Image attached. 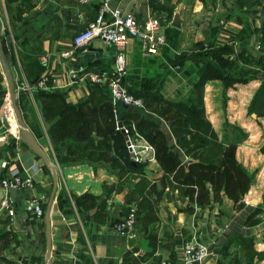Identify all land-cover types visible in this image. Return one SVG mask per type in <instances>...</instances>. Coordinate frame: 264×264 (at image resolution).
I'll use <instances>...</instances> for the list:
<instances>
[{
	"label": "crops",
	"instance_id": "crops-1",
	"mask_svg": "<svg viewBox=\"0 0 264 264\" xmlns=\"http://www.w3.org/2000/svg\"><path fill=\"white\" fill-rule=\"evenodd\" d=\"M101 0H0L2 40L19 89L18 101L23 117L39 143L58 169L59 183L51 206L53 264H184L183 243L191 233H198L209 244V253L198 264H264V100L260 92L264 75L228 84L220 78L208 79L204 85V104L208 120L219 140L234 139L236 127L245 133L237 140L236 158L251 175L244 204L237 206L225 191L216 200L213 191L204 204L190 200L175 181L161 184L164 169L154 156L144 160V173L121 177L109 162L63 159L67 144L56 145L48 134L37 99V88L64 91L69 101L89 96L96 84L85 76L70 82L68 67L85 64L89 71L112 74L116 53L114 45L94 41L86 49L75 47L77 32L93 22ZM118 6L134 12L143 21L156 11L166 13L167 43L156 54H145L139 38L130 39L126 47L129 88H153L161 84L163 94L186 98L192 90L206 56L214 44L230 43L237 50L258 55L259 34L264 24V0H119ZM181 13L175 24V15ZM67 52V53H66ZM233 56V55H232ZM240 65L246 66L242 59ZM258 68V66H254ZM3 69V68H2ZM192 69H194L192 71ZM49 76L45 86H34L42 76ZM128 109L117 104L121 114ZM158 118V114L134 108ZM8 117L11 127L4 124ZM169 142L186 155L163 120ZM17 119L12 109L7 77L0 75V189L2 179L16 170L23 177L33 174L32 185L16 188L11 206L14 214L0 201V230H12L10 244L0 247V264H48L46 210L53 189V178L43 159L17 135ZM20 137V138H19ZM150 182L138 190L141 177ZM151 183L157 189L149 194ZM91 191L100 195L98 204L82 207L73 194ZM147 194L158 219L142 226L141 213L133 235L124 236L114 228L133 207L138 208ZM29 199L42 202L45 214L38 217L27 208ZM256 201V202H253ZM105 213L100 216L101 204ZM258 209L256 223H248ZM132 238V239H131ZM227 242V243H226Z\"/></svg>",
	"mask_w": 264,
	"mask_h": 264
},
{
	"label": "trees",
	"instance_id": "trees-1",
	"mask_svg": "<svg viewBox=\"0 0 264 264\" xmlns=\"http://www.w3.org/2000/svg\"><path fill=\"white\" fill-rule=\"evenodd\" d=\"M255 31L259 34L261 44L258 55L248 53L243 48L237 50L230 43L214 44L208 49L203 64L196 69L197 76L186 98L163 94L161 84L153 88H130V91L143 97L145 107L157 113L158 118L129 109L120 114L107 88L99 85L87 98L78 102L69 101L64 91L37 88V99L49 123L50 138L56 145L67 144L63 159L109 162L121 177H128L144 173L145 162L134 160L128 146L129 135L136 136L139 133L155 148V157L164 169L160 177L161 184L175 181L190 200H196L199 204L207 201L211 191L216 200H222V191H225L237 206H242L251 175L237 160L235 152L237 140L245 133L237 126L234 139L229 142L219 140L206 116L204 85L213 78H220L230 84L237 80L247 81L258 73L264 75V24L256 27ZM239 58L247 63L246 66L240 65ZM261 90L259 94L264 100V86ZM119 120L123 121L122 126H119ZM163 120L170 123L185 154L193 157L189 162L169 142ZM149 182L146 176H142L137 185L138 190H143ZM154 191L162 193L156 183H151L149 194ZM73 197L82 207L90 209L98 204L100 195L85 191L73 194ZM149 198V195L144 194L136 209L137 214H142V226L159 217ZM104 208L103 201L98 215L105 213ZM258 211L256 209L250 214L248 223L258 221L255 217ZM13 237L12 230H0V247L10 244ZM250 261L251 256L245 264H251Z\"/></svg>",
	"mask_w": 264,
	"mask_h": 264
},
{
	"label": "built area",
	"instance_id": "built-area-1",
	"mask_svg": "<svg viewBox=\"0 0 264 264\" xmlns=\"http://www.w3.org/2000/svg\"><path fill=\"white\" fill-rule=\"evenodd\" d=\"M82 3H91L94 0H79ZM110 0H101L99 3L96 19L89 26L77 32L73 38L75 47L86 49L94 41H100L104 45H114L116 53L112 65V74L89 71L85 64H72L68 67V78L70 82L81 81L88 76L94 84L107 88L109 96L114 104L122 103L125 106L133 104L134 108L145 110L143 97L136 95L126 83L128 73V58L126 47L130 39L141 38L145 54H156L167 43V35L164 27L166 13L152 12L143 21H138L133 11L121 6L112 7ZM67 53V52H66ZM0 60V75L2 74ZM49 76H42L34 86H45ZM126 131L128 128L126 127ZM128 144L132 157L137 161L150 160L155 156V148L144 136L137 133L136 136L128 137ZM34 183L33 174L23 177L19 171L13 172L9 177L2 179V190L5 193L2 205L8 208L10 214H14L11 206L12 199L9 196L11 187H24ZM29 199L27 208L32 210L36 216L42 217L45 209L40 201ZM138 214L133 207L124 218L114 223V228L124 236L133 235ZM185 254L184 264H198L205 259L209 253V244L196 232L191 233L183 243ZM162 264H167L166 260Z\"/></svg>",
	"mask_w": 264,
	"mask_h": 264
},
{
	"label": "water",
	"instance_id": "water-1",
	"mask_svg": "<svg viewBox=\"0 0 264 264\" xmlns=\"http://www.w3.org/2000/svg\"><path fill=\"white\" fill-rule=\"evenodd\" d=\"M118 2H119V0H110L109 3L112 7H116L118 5ZM180 17H181V13L177 12L175 15V20H174L175 24H180V23H178V20L180 19ZM139 39H141V38H139ZM0 60H1L3 71L7 77V80H8L10 100L12 103L13 110L16 114L18 124L20 126L21 136H22L23 140L27 143V145L30 148H32L43 159L45 165L48 167V169L50 170V172L52 174L53 189H52L50 200H49L48 207L46 210V225H47V254H46V259L48 261V264H53L52 259H51V251H52L51 206H52V202H53V199H54L57 187H58V183H59L58 169H57L55 163L52 161V159L48 155V153L46 152V150L39 143L36 136L31 131V129L29 128L28 124L26 123V121L23 117V114H22V111L20 108V104L18 101L19 89L16 85L14 75H13V70H12V67H11L10 61L8 59V56H7V53L5 50V46H4V43L2 40L1 18H0ZM128 109L131 111L134 110L133 104L129 105ZM4 124L7 125L8 127H11V123H10L8 117L6 116V114L4 116ZM122 125H123V121L119 120V126H122ZM129 143H130V141L128 140V144ZM189 161L190 160H188L187 162H189ZM9 190L11 193V197H13V199H14L16 196V188L11 187ZM2 195H3V190L0 189V201H1ZM253 202H256V201L253 200Z\"/></svg>",
	"mask_w": 264,
	"mask_h": 264
},
{
	"label": "rangeland",
	"instance_id": "rangeland-1",
	"mask_svg": "<svg viewBox=\"0 0 264 264\" xmlns=\"http://www.w3.org/2000/svg\"><path fill=\"white\" fill-rule=\"evenodd\" d=\"M262 73H263V71H262ZM12 104V103H11ZM14 114H15V112H14ZM15 117H16V114H15ZM16 119H17V117H16ZM17 135H19V136H21V132H20V126L18 125V129H17ZM20 138V137H19ZM134 175H138V174H134Z\"/></svg>",
	"mask_w": 264,
	"mask_h": 264
},
{
	"label": "bare ground",
	"instance_id": "bare-ground-1",
	"mask_svg": "<svg viewBox=\"0 0 264 264\" xmlns=\"http://www.w3.org/2000/svg\"><path fill=\"white\" fill-rule=\"evenodd\" d=\"M12 109H13V107H12ZM13 112H14V110H13ZM17 124H18V121H17ZM18 125H19V124H18ZM17 129H18V127L14 128L13 130L16 131Z\"/></svg>",
	"mask_w": 264,
	"mask_h": 264
}]
</instances>
